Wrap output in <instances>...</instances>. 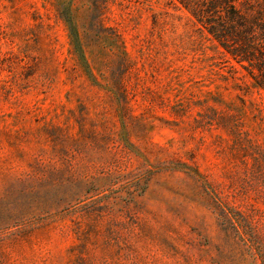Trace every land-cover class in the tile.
Wrapping results in <instances>:
<instances>
[{"label": "rangeland", "instance_id": "rangeland-1", "mask_svg": "<svg viewBox=\"0 0 264 264\" xmlns=\"http://www.w3.org/2000/svg\"><path fill=\"white\" fill-rule=\"evenodd\" d=\"M93 2L0 0V264H264V91L177 1Z\"/></svg>", "mask_w": 264, "mask_h": 264}, {"label": "trees", "instance_id": "trees-1", "mask_svg": "<svg viewBox=\"0 0 264 264\" xmlns=\"http://www.w3.org/2000/svg\"><path fill=\"white\" fill-rule=\"evenodd\" d=\"M175 1L226 53L242 64L252 80V85L264 91V0ZM105 3L106 0H94L92 11L86 17H89L92 28H96L101 34L106 29L100 19ZM66 17L72 25V39L80 47L81 38L76 28H73L75 24L68 13ZM121 54L120 50L119 56ZM119 64L123 70L127 68L124 57L120 58ZM113 77L112 90L120 100V104H124L126 94L122 88V76L114 73ZM261 256L264 263V253Z\"/></svg>", "mask_w": 264, "mask_h": 264}]
</instances>
